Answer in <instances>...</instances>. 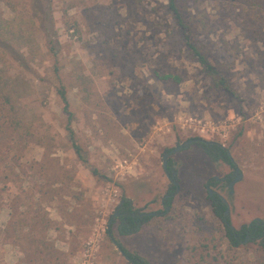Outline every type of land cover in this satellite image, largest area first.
<instances>
[{
    "label": "rangeland",
    "instance_id": "1",
    "mask_svg": "<svg viewBox=\"0 0 264 264\" xmlns=\"http://www.w3.org/2000/svg\"><path fill=\"white\" fill-rule=\"evenodd\" d=\"M179 4L233 94L188 51L168 0H0V264H132L115 240L148 264H264L259 241L230 243L206 188L223 179L212 188L237 230L264 221V0ZM194 138L230 150L234 194L235 168L190 144L170 157V210L109 235L125 198L164 211L163 154Z\"/></svg>",
    "mask_w": 264,
    "mask_h": 264
},
{
    "label": "trees",
    "instance_id": "2",
    "mask_svg": "<svg viewBox=\"0 0 264 264\" xmlns=\"http://www.w3.org/2000/svg\"><path fill=\"white\" fill-rule=\"evenodd\" d=\"M9 2L10 0H4ZM168 6L172 11V15L178 25L180 30L183 42L191 53V55L196 59V61L202 66L204 72L212 79L214 85L220 89L227 91L229 93H234L232 86L228 82L227 78L225 77L224 73L208 58V56L204 53L202 48L198 45V42L194 36L193 28L186 20L183 11L181 10L179 0H168ZM7 27V26H6ZM164 79H174L175 81H181L179 76H173L171 74L163 76ZM1 92V90H0ZM60 95L64 102V111L71 116V111L69 109V101L67 98L66 91L62 88L60 90ZM70 132L72 130L70 128ZM197 145L208 155L211 161L213 162H224L232 167H235V163L231 160L230 154L228 152V148L224 146L220 142L216 141H208L202 138H196ZM73 146L78 154V156L83 160L87 161L86 158L83 156L81 146L74 140ZM175 177V176H174ZM176 179H178L176 177ZM219 181L215 179H211L210 185H217ZM175 190V187L173 188ZM212 202V208L215 216H217L223 223L225 227V235L230 240V243L233 246H238L247 236H250L251 241H259L261 247L264 250V221H257L254 220L248 225L242 226L240 229H232L229 224L224 220V212L227 209V204L224 203L223 198L218 193H215L214 196H210ZM123 204V210H125L128 214L126 215V221L123 222L119 226V233L121 235H132L138 232L141 227L148 223L153 216L152 215H144L143 217L140 216H132V213L135 212L132 208V200L125 198ZM173 200V197L167 198V204ZM163 212V211H162ZM115 221V220H114ZM228 222H230V218L228 217ZM111 232V230H108ZM115 243L122 250L124 255H128L134 261H137L139 256H135L120 243L115 240ZM210 243V242H209ZM209 247V244H208ZM211 247V246H210ZM214 262L217 261V256L212 257ZM141 264H148L142 258L139 259Z\"/></svg>",
    "mask_w": 264,
    "mask_h": 264
},
{
    "label": "flooded vegetation",
    "instance_id": "3",
    "mask_svg": "<svg viewBox=\"0 0 264 264\" xmlns=\"http://www.w3.org/2000/svg\"><path fill=\"white\" fill-rule=\"evenodd\" d=\"M190 144H197L196 143V138H194V139H190V140H188L187 142H185V143H183V148L182 149H180V150H184V148H186V147H188V146H190ZM181 145V144H180ZM177 147V146H176ZM199 147V146H198ZM200 148V147H199ZM172 150V149H171ZM179 150V151H180ZM169 152V151H168ZM166 153V152H165ZM174 154V153H173ZM163 156H164V154H163ZM172 155H169L168 157H167V170H165V173H166V176H167V172L168 173H170V175H171V178L170 177H168L169 178V180H170V182H171V188H170V192H168L166 195H167V197H163L162 198V201H161V203H162V205L163 206H165V209H164V211L163 212H146V211H143V210H140V209H136L135 208V206H134V204H133V202H132V208L134 209V210H136L135 212H133L132 213V216H140V217H143L144 215H152L153 217H155V216H157V215H162V214H164V213H167L169 210H170V204H167V198H169V197H174V193L175 192H177V191H179V189H180V184H179V179H176V177H177V175H178V170H177V167L175 166V164L173 163V161L171 160V157ZM163 162H164V158H163ZM231 166V165H230ZM235 170H236V168H237V165H236V163H235ZM173 171H177V173H176V175H175V177L173 176ZM234 175L236 176V174H235V171H234ZM211 179H214L213 177H211L208 181H207V183H206V188L209 186V187H213V185H210V182H211ZM224 179H226V178H224ZM215 180H217V179H215ZM217 181H223V179L222 178H220L219 180H217ZM232 180H230L229 181V183H228V188H229V184H230V182H231ZM175 182H177V184L175 183ZM175 187V190L173 189ZM213 189V188H212ZM208 190V189H207ZM214 190V192H213V195L212 196H214V194L215 193H218L215 189H213ZM208 192H209V190H208ZM219 194V193H218ZM209 195H210V193H209ZM219 195H221V194H219ZM211 196V195H210ZM222 196V195H221ZM222 198H223V196H222ZM123 204H124V200H121L120 201V203H119V205L117 206V210H115V212H117L116 214V216L113 218V221H112V224H114L115 222H116V220L119 222V225H118V228H119V226L123 223V222H125L126 221V215L128 214L125 210H123ZM114 212V213H115ZM225 213V212H224ZM134 214V215H133ZM117 218V219H116ZM115 220V221H114ZM112 226V225H111ZM109 230V229H108ZM111 230V229H110ZM109 233V235L111 234V232H108ZM249 238H250V236H249ZM115 242V241H114ZM121 252V251H120ZM123 254V253H122ZM124 255V254H123ZM133 255H135V256H137V254H133ZM139 256V255H138ZM141 257L139 256V258H138V260L137 261H133L132 259H131V261H129V262H131L132 264H141V261L139 260Z\"/></svg>",
    "mask_w": 264,
    "mask_h": 264
},
{
    "label": "water",
    "instance_id": "4",
    "mask_svg": "<svg viewBox=\"0 0 264 264\" xmlns=\"http://www.w3.org/2000/svg\"><path fill=\"white\" fill-rule=\"evenodd\" d=\"M183 146H184V145L181 144V145H179V146L173 148V149L170 150L169 152L164 153V156H163V158H164L163 167H164L165 170H167V157H168L169 155H172L173 153L179 151L180 149H182ZM228 152H229V154H230L231 160L235 163L234 158H233V156H232V153L230 152V150H228ZM176 173H177V171H173V176H175ZM235 174H236L235 178H234V179L230 182V184H229V192H230V194H234V186H235V184H236L239 180L242 179V174L240 173V169H239V167L236 168V170H235ZM167 176L171 178V175H170V173H168V172H167ZM213 178H214V179H217V180L220 179L218 176H213ZM175 183L177 184V182H175ZM207 189L209 190V193H210V195L212 196L214 190H213L211 187H209V186L207 187ZM165 197H167V195H166ZM223 201H224L225 204H227V209L225 210V213H224V220L229 224V226H230L232 229L235 230V229H236L235 226H234L232 223H229V222H228V217H229V214H230V204H229L228 200H227L225 197H223ZM116 210H117V209H116ZM116 213H117V212H115V213L111 216V219H110V222H109V225H108V229H109V230H110V228H111L113 218L117 215ZM133 215H134V214H133ZM256 220H257V221H260V218H256ZM248 240H249V236H247V237L245 238L244 242H247ZM115 244H116V243H115ZM116 246H117V244H116ZM117 248L119 249L118 246H117ZM119 250H120V249H119ZM120 251H121V253H123L122 250H120ZM124 257H125L128 261H131V257H130V256H128V255H124Z\"/></svg>",
    "mask_w": 264,
    "mask_h": 264
},
{
    "label": "crops",
    "instance_id": "5",
    "mask_svg": "<svg viewBox=\"0 0 264 264\" xmlns=\"http://www.w3.org/2000/svg\"><path fill=\"white\" fill-rule=\"evenodd\" d=\"M128 236V235H127Z\"/></svg>",
    "mask_w": 264,
    "mask_h": 264
}]
</instances>
